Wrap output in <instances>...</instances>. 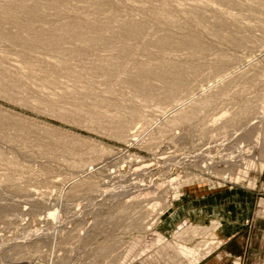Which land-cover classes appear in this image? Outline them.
Here are the masks:
<instances>
[{"label": "rangeland", "instance_id": "374dc122", "mask_svg": "<svg viewBox=\"0 0 264 264\" xmlns=\"http://www.w3.org/2000/svg\"><path fill=\"white\" fill-rule=\"evenodd\" d=\"M103 1L87 14H73L84 4L70 2L50 23L116 15L109 27L118 32L141 21L139 41L108 33L111 46H136L130 59L98 46L45 86L44 72L25 78L19 48L1 43L0 74H9L0 77L25 92L13 98L0 86V264H264V0ZM182 27L193 46L155 45ZM33 55L56 62L42 49ZM94 59L130 66L111 81L82 75ZM163 60L185 68L177 86L153 77L151 90L136 94L117 80L132 77L137 62ZM171 89L175 100L166 98ZM130 108L140 118L130 119Z\"/></svg>", "mask_w": 264, "mask_h": 264}, {"label": "bare ground", "instance_id": "6f19581e", "mask_svg": "<svg viewBox=\"0 0 264 264\" xmlns=\"http://www.w3.org/2000/svg\"><path fill=\"white\" fill-rule=\"evenodd\" d=\"M31 1H29V0H2V3L0 4V46H1V43H7L10 46H14V47L19 48V50H20L19 54H20L21 60H22L23 64L25 65L23 70L26 73H24L22 71L25 78H28L29 80H31L30 79V77H31L34 79L35 78L34 75L37 74L35 72L40 71L41 74H43L42 72H44V75H43L44 79L42 78L44 80L43 84H45V86H47V84H49V85L53 84L54 82H56V81H54L55 80L54 74L56 73L57 70L69 68L68 64H70L71 61L76 60V59H77V61L82 60L84 58V56L87 55V52H94L95 49L98 50V48H97L98 46L99 47L100 46L106 47L108 45H109V47L111 46L110 41L112 40V38H110L111 36H109L108 33L109 32L112 33V30H114L116 28H114L115 26H113V29H112L109 26L115 21L116 15L111 16V17L106 16V18L103 20L89 19V18H85V17L82 18V16L70 17V19L68 21H65L67 23H64V24L61 21H60L61 23L51 24L50 23L51 19H49L52 17L60 16V15L62 17L63 11L65 12V10L69 8L68 4L70 2H82L84 4L82 7V12L79 11L78 9L74 8L73 14H82V13L87 14V13L100 12L102 6L105 3L103 0H44V2L39 1V2H36L35 4H31ZM107 4H109V3H107ZM191 11L193 12L195 10H191ZM192 12L189 13L190 16H191ZM165 14L166 13H164V15H163V13L161 14V16L163 17V20L165 19V20H167V22H169V21H172L174 19V17H172V15L169 16L170 14L169 15H168V13L166 15ZM151 15H152V13H151ZM192 15H195V13H193ZM161 16H159V18H162ZM113 17H115V18H113ZM194 17L196 18V16H194ZM198 17H199V14H198ZM39 18L43 19L44 26H46V27L43 26L41 28H36L34 22L36 20H38ZM157 18H158V16L156 17V19ZM199 18H201V17H199ZM164 21H161V22L164 23ZM175 21H176V18H175ZM194 21H195V19H194ZM204 21L205 20H203L202 22H204ZM219 21H220V19L218 20V22ZM156 22L159 23L158 20ZM222 23H224V22L222 21ZM200 24L203 25L201 22H200ZM157 25L159 26V24H157ZM144 26H145L144 23L141 21L126 22L122 25V28H119L120 26L118 25V28L120 29L118 32L116 30H114V31L116 33H120L121 38H123L124 41L127 39L129 40L130 38H133V39L137 38V40L139 41V36L145 35V33L143 35H142V33L146 29L147 25L145 27ZM180 26H182V25H180ZM159 27L162 28L163 26L162 27L159 26ZM156 28H158V27H156ZM210 28H211V26H210ZM177 29H178V24H177ZM163 30H165V29H163ZM207 30L209 31L208 28H207ZM178 31H180V30H178ZM181 31H182V29H181ZM183 31H184V28H183ZM165 32H166V30H165ZM184 32H187V31L185 30ZM210 32H211V30H210ZM116 33H114V34H116ZM181 33L180 34L175 33V34L181 35ZM212 33H214V31ZM178 35H176V37H178L180 39H178V38L175 39V38H173V35L170 36V33H169V35L166 33L163 36H161V38L156 39L158 41V43L155 41L156 42L155 45L158 44L157 47L159 46L161 48L171 47V49L173 46H176L178 48L186 46V45H190V44L193 46L194 41H195L194 37L192 36L193 34H189L187 32V34H185L183 37L182 36L179 37ZM214 35L216 36L217 33ZM116 36H118V35H116ZM217 36H219V35H217ZM146 37H147V35H146ZM66 39L79 41L82 45L87 46V49L80 51L77 47L71 46V47L67 48L68 47L67 46L65 48V47H63V45L66 43L65 42ZM143 40L144 39L142 38V41ZM191 45H190V47H191ZM112 46L114 47L115 50L120 51V53H122L124 56L126 55L127 56V57L125 56L126 58H129V57L131 58L133 56L132 55L133 51H131V48H133L134 46L131 47L130 45L128 46V44L125 45L124 43L118 44L117 46H114L112 44ZM144 46L146 47L148 45H144ZM135 47H134V49H135ZM141 47L143 48V46H141ZM39 49H42L43 52L46 55H48L49 57L52 56V57L56 58L54 60L56 62H51V64H50L49 61H47V63H49V64H47L44 62L45 59L43 60L41 58L34 57V55L32 56V53L39 52ZM143 49H141V50L143 51ZM0 50H1V48H0ZM145 50H147V49H145ZM165 50H167V49H165ZM162 51H163V49H162ZM94 56H95V54H94ZM95 58H97V57H95ZM119 60L120 61H118L116 59V61L113 60L114 62L113 61L112 62L111 61H109V62L104 61L103 62L102 60L98 61L97 59L96 60L94 59V61H93L94 63H92V65L90 67L83 69L85 74H82L81 72H78V71L76 72V70L73 72L71 71V73L73 74L74 77H75V74L78 73V75H79V76H77L78 78H81L80 74H82V75H88L90 77L101 76V77H104L105 79H109L108 81H111L112 78H114L115 73L117 74L123 70H128V66H130L128 64L129 63L128 60L127 61L125 59H119ZM164 60L159 61V63H157V64L142 63L141 61L137 62L136 66L134 65L135 66L134 68L136 71H133L134 75L132 74V77L127 76L125 80L124 79L121 80L119 77H117V80L118 81L120 80L119 82H123V83L127 84L129 87L132 88V90H134V92L136 94H139V93L141 94L143 92L150 91L151 86L148 84V80L153 78V77L158 79V80H161L162 82L166 83L168 86H170L172 84L177 86V84L179 82L181 83V81L183 80L182 76H183V74H185V68L182 67V65H174V64L165 62ZM103 63L106 64L107 66L109 65L110 69L106 68L107 66L104 65ZM103 66H105V67H103ZM200 68H201L200 65L199 66L195 65V67L192 68V70L197 71ZM111 73H112V75H111ZM6 74L7 73H3L2 75L6 76ZM15 74H17V73H15ZM20 74L22 75V73H20ZM110 75H111V77H110ZM12 76H13V74H12ZM12 76L10 74L9 77H12ZM40 76H42V75H40ZM14 77L16 78V76H14ZM108 77H110V78H108ZM19 78L20 77H18V79ZM13 79L14 78H11V80H13ZM7 80L8 79L6 77H4V78L2 76L0 77V86L2 87V91L5 94H10L13 97V95L15 96V94H18L17 92H19V94H21L22 92H25L22 90L20 93V90L23 88L21 87L19 89L20 86H18L17 83H15L13 81L10 82ZM29 80H28V82H29ZM19 83H21V82L19 81ZM21 84H23V83H21ZM39 85H40V83H39ZM43 88H44V86H43ZM110 90H112V88ZM92 94L93 93H92L91 89L89 88V89L85 90L83 97L84 98H90L92 96ZM177 95H178V91H176L175 89H171L167 93L166 98L171 99V100H173V99L175 100ZM16 97H17V95H16ZM18 97H21V96L19 95ZM13 98H15V97H13ZM97 99H98V97H97ZM19 100H22V99L19 98ZM106 100L107 99L102 98V99H98L95 101L97 103H99V102L104 103V101H106ZM35 102L42 104V105H45V106H48V107H51V108L54 107L53 105H51V102H48V101H46V99L44 100L41 97L40 98L36 97ZM97 103H96V105H97ZM80 110L81 109L75 107L71 111L72 112L73 111H79L80 112ZM140 113L141 112H139L136 108H132V109L130 108V110L128 111L129 118L133 119V120L135 118H140V116H141ZM98 117H99V115H98ZM128 123L126 121L117 122L115 125L116 134L121 136L124 133L125 128H126Z\"/></svg>", "mask_w": 264, "mask_h": 264}, {"label": "crops", "instance_id": "0c3cea01", "mask_svg": "<svg viewBox=\"0 0 264 264\" xmlns=\"http://www.w3.org/2000/svg\"><path fill=\"white\" fill-rule=\"evenodd\" d=\"M200 264H215V263L211 262V260H207L206 258L202 262H200Z\"/></svg>", "mask_w": 264, "mask_h": 264}]
</instances>
